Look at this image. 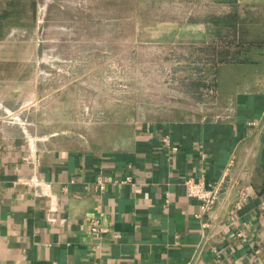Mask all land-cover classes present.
<instances>
[{"label":"crops","instance_id":"1","mask_svg":"<svg viewBox=\"0 0 264 264\" xmlns=\"http://www.w3.org/2000/svg\"><path fill=\"white\" fill-rule=\"evenodd\" d=\"M247 59L218 64L187 118L139 127L110 150L0 104V264H264V46ZM230 160L216 204L196 218L184 180H216ZM98 177L109 181L101 193Z\"/></svg>","mask_w":264,"mask_h":264},{"label":"rangeland","instance_id":"2","mask_svg":"<svg viewBox=\"0 0 264 264\" xmlns=\"http://www.w3.org/2000/svg\"><path fill=\"white\" fill-rule=\"evenodd\" d=\"M5 8L0 104L98 150L207 103L216 63L239 57L227 47L231 14L245 40L264 37V7L235 0H0Z\"/></svg>","mask_w":264,"mask_h":264},{"label":"built area","instance_id":"3","mask_svg":"<svg viewBox=\"0 0 264 264\" xmlns=\"http://www.w3.org/2000/svg\"><path fill=\"white\" fill-rule=\"evenodd\" d=\"M160 142L164 148H166L170 153H176L178 151V146L173 145L171 143L170 137L168 135H162L160 138ZM232 161L230 160L225 170L222 172L220 177L216 180L207 181L203 176L197 178H187L184 180V186L186 188V195L190 200H193L198 205V213L196 214V218H202L207 216L211 210L213 209L214 205L216 204L222 188L225 184L226 178L228 176V169L231 167ZM130 179L127 177L124 180L115 182L125 183L128 182ZM108 179L105 177H98L96 179L94 185V191L97 193H101L106 184L108 183ZM240 200L244 201L245 198H240ZM239 205V203H238ZM264 207V205H263ZM234 212L230 216V220L234 219L232 216ZM91 232H99L101 231L100 222L98 220H92L90 225ZM236 236L242 237V233L240 231L237 232Z\"/></svg>","mask_w":264,"mask_h":264},{"label":"trees","instance_id":"4","mask_svg":"<svg viewBox=\"0 0 264 264\" xmlns=\"http://www.w3.org/2000/svg\"><path fill=\"white\" fill-rule=\"evenodd\" d=\"M16 1V0H13ZM11 5V4H9ZM8 16L7 14V9H3L0 11V38L3 36L4 33V19L5 17ZM231 18L233 20H231ZM225 20L224 22H227L226 24L229 26L228 34L231 36L230 41H228V46L227 47H233L234 50L236 51V55L239 56L236 59H232L231 61L228 60H223L219 61L218 64L221 63H230V62H247V56L248 54L256 49L261 48L264 46V37H260L259 39H252V40H245L243 38V32L239 29L238 26L241 25L240 21L241 18L238 14L234 13L231 14V16ZM215 47V46H213ZM215 64V65H216Z\"/></svg>","mask_w":264,"mask_h":264}]
</instances>
